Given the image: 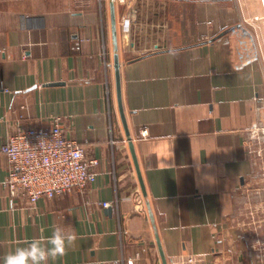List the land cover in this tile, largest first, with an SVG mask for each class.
<instances>
[{
	"label": "crops",
	"instance_id": "0c3cea01",
	"mask_svg": "<svg viewBox=\"0 0 264 264\" xmlns=\"http://www.w3.org/2000/svg\"><path fill=\"white\" fill-rule=\"evenodd\" d=\"M115 13L123 105L168 263L193 253L260 264L264 163L248 139L264 124V63L244 49L261 16L239 0H115ZM113 61L109 0H0V148L17 128L60 117L100 159L88 188L30 205L2 186L0 151V257L18 239L70 225L76 246L50 264H163ZM244 224L256 233L250 248L237 236Z\"/></svg>",
	"mask_w": 264,
	"mask_h": 264
},
{
	"label": "built area",
	"instance_id": "2783aa9c",
	"mask_svg": "<svg viewBox=\"0 0 264 264\" xmlns=\"http://www.w3.org/2000/svg\"><path fill=\"white\" fill-rule=\"evenodd\" d=\"M132 19L124 17L123 29L129 30ZM85 39L80 38L72 45L81 50ZM23 56L26 52L23 50ZM261 128V127H260ZM260 128H254L257 133ZM251 151L260 155L264 163V147L255 146L248 139ZM0 151L7 158V173L1 184L13 200L34 205L39 199H52L78 189H86L96 179L100 159L89 153L87 140L80 141L66 134L61 118L56 117L50 126L19 127L2 144ZM110 206L111 202H102ZM255 222L249 221L253 225ZM256 229V228H255ZM246 245L256 241L253 228L246 224L237 234ZM250 248V246H249ZM257 261L264 263V245L257 247ZM111 264H127L124 256L114 259ZM170 264H206L204 258L193 253H182L172 258Z\"/></svg>",
	"mask_w": 264,
	"mask_h": 264
},
{
	"label": "clouds",
	"instance_id": "9594fccd",
	"mask_svg": "<svg viewBox=\"0 0 264 264\" xmlns=\"http://www.w3.org/2000/svg\"><path fill=\"white\" fill-rule=\"evenodd\" d=\"M249 137L257 139V131L250 129ZM77 239L74 227L53 225L50 231L42 229L31 239L16 240L15 247L0 257V264H50L66 256L76 246Z\"/></svg>",
	"mask_w": 264,
	"mask_h": 264
},
{
	"label": "water",
	"instance_id": "95a60500",
	"mask_svg": "<svg viewBox=\"0 0 264 264\" xmlns=\"http://www.w3.org/2000/svg\"><path fill=\"white\" fill-rule=\"evenodd\" d=\"M110 1V9H111V29H112V39H113V57H114V70H115V81H116V92H117V100H118V107H119V111H120V115H121V120L124 126V130H125V134H126V138L128 140L129 143V147H130V151L132 154V158L137 170V174L139 176V180H140V184L142 187V191L144 194V198L147 204V208H148V212L150 215V219L152 221V224L154 226L155 229V234H156V242L159 248V252H160V256L162 259V263L163 264H169L166 258V255L163 251L162 245H161V241L160 238L158 236V232H157V227H156V222H155V216L152 210V207L150 205V201L148 198V194L146 191V187L142 178V173L140 170V165L138 162V157L136 154V150H135V146L132 140V135L130 133V129L128 126V122H127V118H126V113H125V109H124V105H123V97H122V83H121V74H120V57H119V50H118V33H117V20H116V13H115V0H109Z\"/></svg>",
	"mask_w": 264,
	"mask_h": 264
},
{
	"label": "rangeland",
	"instance_id": "374dc122",
	"mask_svg": "<svg viewBox=\"0 0 264 264\" xmlns=\"http://www.w3.org/2000/svg\"><path fill=\"white\" fill-rule=\"evenodd\" d=\"M239 1L242 5V11L246 13H255L261 16V19H258L255 26L250 25L251 29L245 30L248 33L245 34V36H247L248 39V42L246 41L247 43L245 44L248 45L249 47V45L252 46V44L255 43V46L257 45V47L256 48L251 47L250 49L246 47L244 50L249 55L254 54V59H258L259 56L260 60L264 63V50H262V48L260 47V44L262 43L264 46V35L262 34V31H264V7H263L264 0H239ZM259 33H261V35H259ZM252 144L255 146L262 145L264 147V124L263 126H261L258 132V138L252 140ZM254 153L255 156L257 157L256 161L257 159L259 160L260 158H262L256 152ZM255 223L257 224V220H255Z\"/></svg>",
	"mask_w": 264,
	"mask_h": 264
}]
</instances>
